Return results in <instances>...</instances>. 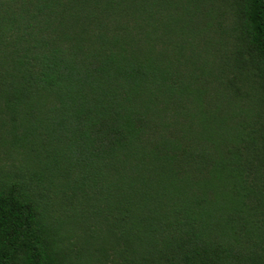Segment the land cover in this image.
<instances>
[{
	"label": "trees",
	"instance_id": "16d2710c",
	"mask_svg": "<svg viewBox=\"0 0 264 264\" xmlns=\"http://www.w3.org/2000/svg\"><path fill=\"white\" fill-rule=\"evenodd\" d=\"M0 264H264V0H0Z\"/></svg>",
	"mask_w": 264,
	"mask_h": 264
}]
</instances>
